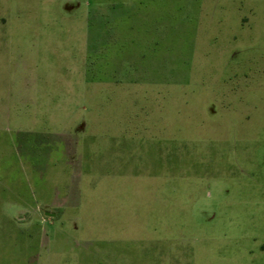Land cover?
<instances>
[{"label":"rangeland","instance_id":"rangeland-1","mask_svg":"<svg viewBox=\"0 0 264 264\" xmlns=\"http://www.w3.org/2000/svg\"><path fill=\"white\" fill-rule=\"evenodd\" d=\"M116 1L0 0V160L31 190L24 132L58 129L39 100L81 98V83L105 79L100 38ZM156 3L170 24L144 53L167 70L138 83H172L165 111L149 119L150 99L135 111L107 100L105 162L80 169L76 209L40 235L2 218L0 264H264V0ZM129 45L106 39L103 56Z\"/></svg>","mask_w":264,"mask_h":264},{"label":"crops","instance_id":"crops-1","mask_svg":"<svg viewBox=\"0 0 264 264\" xmlns=\"http://www.w3.org/2000/svg\"><path fill=\"white\" fill-rule=\"evenodd\" d=\"M156 1L159 0H117L105 11V18L112 26L109 35L100 38V72L107 73L105 79L100 80L102 83H81L78 86L81 88V98L72 97L70 91H59L62 96L57 95L59 98L56 100L55 96H51L45 102L38 101L43 105L41 113L47 114L58 129L52 134H44V131L24 132L26 140L28 136H34L31 148L24 145L26 166L37 175L34 190L28 188L29 183L25 177H9L11 165L0 160V220L9 218L15 223V228L21 231L26 226L35 225L40 235L43 226L53 224L54 217H61L65 211L76 209V177L82 179L85 175L80 169L86 166L89 171L88 169L102 167L105 162V143L100 138L105 132L99 122L109 119L107 114H102L108 110L105 107L107 100L112 104L126 102L135 111L141 99H150L153 108L150 107L148 111L153 115L149 119H154L157 112L165 111L172 83H164L162 78L151 79V83H138L142 73L167 70L165 63L156 64L144 53L150 41L166 38L165 25L170 24L164 19L157 20L154 17L156 14L153 16V10L160 4ZM234 1L239 9L242 5L249 6L254 0ZM106 39L129 41L131 49L124 50L125 53L118 49L104 57L106 50L103 49V43ZM140 45L141 49L137 51ZM126 71L132 74L131 77L119 78L118 73ZM134 73L137 75L134 76ZM57 87L76 86L68 84ZM88 95L90 100L95 101L89 104V108L82 106L79 101L87 100ZM157 104L161 106L159 111L156 109ZM111 107L112 110H117L114 106ZM82 135L87 137L84 141L80 139ZM8 140V136L3 139L7 143ZM45 212H52L53 215L47 216ZM16 217L22 219L17 221Z\"/></svg>","mask_w":264,"mask_h":264},{"label":"water","instance_id":"water-1","mask_svg":"<svg viewBox=\"0 0 264 264\" xmlns=\"http://www.w3.org/2000/svg\"><path fill=\"white\" fill-rule=\"evenodd\" d=\"M45 214H46L47 216H52V215H53L52 212H45Z\"/></svg>","mask_w":264,"mask_h":264}]
</instances>
